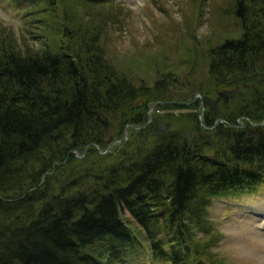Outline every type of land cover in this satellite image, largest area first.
<instances>
[{
  "label": "trees",
  "instance_id": "16d2710c",
  "mask_svg": "<svg viewBox=\"0 0 264 264\" xmlns=\"http://www.w3.org/2000/svg\"><path fill=\"white\" fill-rule=\"evenodd\" d=\"M25 1L56 15L57 0ZM234 4L240 33L208 49L214 88L239 85L234 111L223 106L215 123L207 109L203 124L188 113L191 134H142L115 155L107 145L123 127L148 119L138 100L148 87H135L69 14L56 41L42 20L36 48L1 33L0 264H117L146 251L220 264L205 205L264 187V0Z\"/></svg>",
  "mask_w": 264,
  "mask_h": 264
},
{
  "label": "rangeland",
  "instance_id": "374dc122",
  "mask_svg": "<svg viewBox=\"0 0 264 264\" xmlns=\"http://www.w3.org/2000/svg\"><path fill=\"white\" fill-rule=\"evenodd\" d=\"M234 2L57 0L54 15L37 13V9L28 6L25 0H0V35L4 32L11 40L17 38L21 45L36 48L45 34L42 20L51 22L57 35L49 31L48 34L56 41L62 38L58 31L67 14L74 23L96 32L108 60L135 87H148L146 93L141 89L138 100L148 102L150 126L143 127L142 131L138 125H125L126 138L122 135L121 140L107 145L111 155H115L123 142L130 139L126 151L130 153L134 146L139 147L142 134L148 139L156 133L152 127L160 123L168 124L163 131L176 129L191 134L194 123L185 116L196 114L201 122L208 109L215 113L214 122L218 123L223 120L218 114L223 106L227 107L225 113L234 111L238 103L233 98L225 103L221 98L216 104L210 101L211 107L205 102L201 105V98L215 99L217 92L223 89H215L212 85L208 49L225 37H236L240 33ZM156 81H159L158 87L153 85ZM205 210L210 220V251L220 264H264L263 186L211 197ZM123 214L133 221L126 210ZM117 264L170 263L153 259L146 251Z\"/></svg>",
  "mask_w": 264,
  "mask_h": 264
},
{
  "label": "water",
  "instance_id": "95a60500",
  "mask_svg": "<svg viewBox=\"0 0 264 264\" xmlns=\"http://www.w3.org/2000/svg\"><path fill=\"white\" fill-rule=\"evenodd\" d=\"M239 90V85H237V86H235V87H232V88H227V89H222V90H220V91H218L217 92V97L215 98V99H212V98H210V97H204V98H201V105L203 104V102H205V100L207 101V104H208V106H210L209 105V102L210 101H213V102H217V100L219 99V98H221L222 99V102L223 103H225L227 100H228V98L229 99H232L233 97H234V95H235V93L237 92ZM204 107V106H203ZM211 107V106H210ZM148 119H149V117H148ZM239 120V119H238ZM263 121H264V119H263ZM201 124H203L202 123V121H201ZM252 124H257V123H255V122H252ZM167 123H160L157 127H153V130L154 131H156V133L157 134H160V133H162V131H163V129H165L166 127H167ZM123 132H124V136H126V132L124 131V129H123ZM125 138V137H124ZM119 140V139H118Z\"/></svg>",
  "mask_w": 264,
  "mask_h": 264
},
{
  "label": "flooded vegetation",
  "instance_id": "af4514ba",
  "mask_svg": "<svg viewBox=\"0 0 264 264\" xmlns=\"http://www.w3.org/2000/svg\"><path fill=\"white\" fill-rule=\"evenodd\" d=\"M206 98H207V97H206ZM219 99H220V98H219ZM219 99H218V100H219ZM218 100H217V102H218ZM211 102H212L213 104H216V103H217V102L215 103V102H213V101H211ZM221 102H222V100H221ZM205 104L208 105L206 100H205ZM222 104H223V103H222ZM209 105H211L210 102H209ZM149 122H150V120L147 119V121H145L144 123H142L141 125H139L140 127H142V129H141L142 131L145 130L144 128H145L146 126H150V125H149ZM143 127H144V128H143ZM153 127H154V126H153ZM153 127H152V129H153ZM147 128H148V127H147ZM160 134H161V133H160Z\"/></svg>",
  "mask_w": 264,
  "mask_h": 264
},
{
  "label": "bare ground",
  "instance_id": "6f19581e",
  "mask_svg": "<svg viewBox=\"0 0 264 264\" xmlns=\"http://www.w3.org/2000/svg\"><path fill=\"white\" fill-rule=\"evenodd\" d=\"M204 109V108H203Z\"/></svg>",
  "mask_w": 264,
  "mask_h": 264
}]
</instances>
